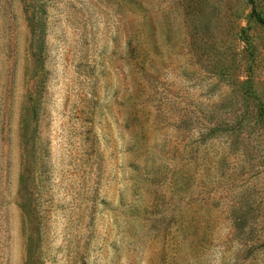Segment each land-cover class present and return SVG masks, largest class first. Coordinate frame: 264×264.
Masks as SVG:
<instances>
[{"label":"rangeland","instance_id":"obj_1","mask_svg":"<svg viewBox=\"0 0 264 264\" xmlns=\"http://www.w3.org/2000/svg\"><path fill=\"white\" fill-rule=\"evenodd\" d=\"M264 0H0V264H264Z\"/></svg>","mask_w":264,"mask_h":264},{"label":"trees","instance_id":"obj_2","mask_svg":"<svg viewBox=\"0 0 264 264\" xmlns=\"http://www.w3.org/2000/svg\"><path fill=\"white\" fill-rule=\"evenodd\" d=\"M260 22H264V18H258Z\"/></svg>","mask_w":264,"mask_h":264}]
</instances>
